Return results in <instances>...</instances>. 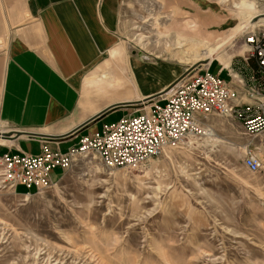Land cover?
Here are the masks:
<instances>
[{
  "label": "rangeland",
  "instance_id": "1",
  "mask_svg": "<svg viewBox=\"0 0 264 264\" xmlns=\"http://www.w3.org/2000/svg\"><path fill=\"white\" fill-rule=\"evenodd\" d=\"M119 9L117 63L109 51L88 81L103 94L95 97L101 107L135 101L136 60L157 72L152 84H165L204 61L206 49L220 46L213 67L247 55L244 25L264 1L125 0ZM123 69L124 94L108 84ZM144 107H120L95 129ZM205 125L201 138L137 170L106 167L92 154L41 193L0 187V264H264V167L244 164L247 148L264 160V131L251 139L221 115Z\"/></svg>",
  "mask_w": 264,
  "mask_h": 264
},
{
  "label": "crops",
  "instance_id": "2",
  "mask_svg": "<svg viewBox=\"0 0 264 264\" xmlns=\"http://www.w3.org/2000/svg\"><path fill=\"white\" fill-rule=\"evenodd\" d=\"M124 2L0 0V131L21 129L61 134L116 102L98 106L95 97L103 94L88 81L95 66L109 51L112 61L117 63L115 55L121 47L112 48L117 44L119 8ZM212 63L205 67L210 66L222 78L231 80V64L213 67ZM149 67L140 60L134 62L132 68L138 85L135 100L162 92L186 71H180L165 84H152L151 79L157 72H151ZM122 71L108 84L124 94L128 93L125 90L129 86L125 83L126 70ZM105 78L106 75H94L95 81L104 82ZM105 117L61 140L58 146L61 148V144H67L70 147L81 136L98 131L96 123ZM231 119L242 127L244 133L242 121ZM42 143L41 139L24 135L0 143V156L7 151L37 154ZM51 146H56L55 141H51ZM60 174V170L54 172L55 181ZM0 187L25 195V191L18 188L14 190L2 184Z\"/></svg>",
  "mask_w": 264,
  "mask_h": 264
},
{
  "label": "built area",
  "instance_id": "3",
  "mask_svg": "<svg viewBox=\"0 0 264 264\" xmlns=\"http://www.w3.org/2000/svg\"><path fill=\"white\" fill-rule=\"evenodd\" d=\"M256 14L244 34L248 54L231 64L230 81L210 66H194L193 70L190 66L188 73L158 98L150 102L145 100L148 97L141 99L144 110L104 124L102 131L81 136L67 150H61L59 141L53 147L46 140L37 154L3 153L0 184L14 190L23 185L26 196L41 193L54 184L56 170H69L79 157L92 154L106 167L137 170L167 147L201 138L211 115L242 121L244 133L256 138L264 131V11ZM244 155V164L252 172L264 167V160L253 149L247 148Z\"/></svg>",
  "mask_w": 264,
  "mask_h": 264
},
{
  "label": "water",
  "instance_id": "4",
  "mask_svg": "<svg viewBox=\"0 0 264 264\" xmlns=\"http://www.w3.org/2000/svg\"><path fill=\"white\" fill-rule=\"evenodd\" d=\"M264 17V14L261 15ZM196 66L195 64L193 66H191V70H193L192 68ZM188 70H186L182 75H180L179 78H177L171 85H169L168 87L165 88L168 89L169 87L173 86L177 81L180 80L181 77L185 76L188 72ZM165 90H163L162 92H164ZM160 92V93H162ZM159 97V93L155 94V95H151L150 97H148L147 102L153 101L154 99ZM137 106H143V102L141 99L139 100H135V101H127V100H120V102H115L112 104H109L107 106H105L104 109L98 111L97 113L93 114L89 119L83 121L82 123L78 124L75 128H73L71 131L65 132V133H61V134H52V133H44V132H39V131H27V130H21V129H16V130H1L0 131V138H5V139H10V140H16L21 136H27L29 138H37V139H41L43 141L49 140V141H61L63 139H66L74 134H76V132L80 131L81 129H83L84 127H87L89 125H91L92 122L99 120L100 118L106 116V114L108 112L120 109V107H127V108H135Z\"/></svg>",
  "mask_w": 264,
  "mask_h": 264
},
{
  "label": "bare ground",
  "instance_id": "5",
  "mask_svg": "<svg viewBox=\"0 0 264 264\" xmlns=\"http://www.w3.org/2000/svg\"><path fill=\"white\" fill-rule=\"evenodd\" d=\"M253 9H256L255 8V6H253V7H251L250 6V8H249V12H250V10L251 11H253ZM247 12V11H246ZM247 14V13H246ZM256 15H259V14H255V15H253L250 19H249V22L247 23V24H245L244 26H249L250 24H253L254 22H255V20H253L252 21V18L253 17H255ZM261 17H263V16H261ZM252 21V22H251ZM246 26V27H247ZM245 28V27H244ZM194 47H195V45H194ZM220 46H218V47H216L215 49H206L205 51H206V57H205V59H204V61H197V62H195L194 64H196V66H199V65H202V66H207V65H209V63L212 61V54L214 53V52H216V50L219 48ZM198 48V47H197ZM145 103H147V102H145ZM148 104V103H147ZM5 142H11V140L10 139H5V138H0V143H5Z\"/></svg>",
  "mask_w": 264,
  "mask_h": 264
}]
</instances>
